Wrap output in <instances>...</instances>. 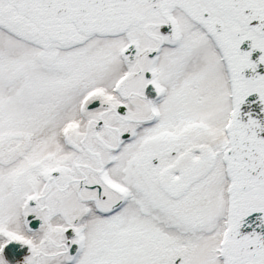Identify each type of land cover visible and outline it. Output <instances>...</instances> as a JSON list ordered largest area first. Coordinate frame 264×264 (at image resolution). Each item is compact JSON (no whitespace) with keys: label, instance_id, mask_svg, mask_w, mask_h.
<instances>
[{"label":"snow or ice","instance_id":"6c2138e0","mask_svg":"<svg viewBox=\"0 0 264 264\" xmlns=\"http://www.w3.org/2000/svg\"><path fill=\"white\" fill-rule=\"evenodd\" d=\"M258 65L264 0H0V264H264Z\"/></svg>","mask_w":264,"mask_h":264},{"label":"flooded vegetation","instance_id":"af4514ba","mask_svg":"<svg viewBox=\"0 0 264 264\" xmlns=\"http://www.w3.org/2000/svg\"><path fill=\"white\" fill-rule=\"evenodd\" d=\"M258 54V53H257ZM258 71H264V66H259L258 65V69H257ZM244 107H242V114L244 113V112H247V111H249V105H247V104H245V105H243ZM256 111H258V108L256 109ZM246 118V117H245Z\"/></svg>","mask_w":264,"mask_h":264}]
</instances>
